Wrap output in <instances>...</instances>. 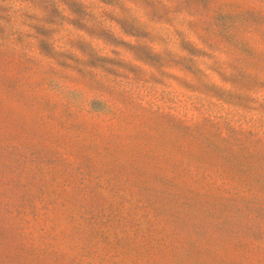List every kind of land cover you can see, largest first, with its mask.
<instances>
[{"label": "rangeland", "instance_id": "obj_1", "mask_svg": "<svg viewBox=\"0 0 264 264\" xmlns=\"http://www.w3.org/2000/svg\"><path fill=\"white\" fill-rule=\"evenodd\" d=\"M63 2L80 55L0 48V264H264V0Z\"/></svg>", "mask_w": 264, "mask_h": 264}, {"label": "clouds", "instance_id": "obj_2", "mask_svg": "<svg viewBox=\"0 0 264 264\" xmlns=\"http://www.w3.org/2000/svg\"><path fill=\"white\" fill-rule=\"evenodd\" d=\"M57 10L66 18L62 25L49 24L44 18L48 14L44 8H42L37 0H0V28H3V35L0 36V48L14 49L19 52L21 49L28 51V55L34 56L37 59L47 64V61L42 56L34 55L32 49L36 47V28L35 25L46 28H58L59 30L54 33L53 44L56 50L72 51L77 55H80L79 51L72 48L67 39L70 35H85L86 34L70 23V20L74 19L70 8L63 2V0H56ZM163 3L173 8V0H163ZM83 4L89 10L93 11L98 17L102 18L104 11H113L111 7H106L102 0H83ZM119 15V9L114 10ZM136 14L141 19H145V12L141 8L135 9ZM188 14L185 12L176 13L178 20L185 19ZM106 24H111L109 20L105 21ZM23 35V41H18V36ZM88 37L86 36V39ZM189 38L194 39L191 33ZM26 45H30V48H25ZM103 55V53H101ZM55 67V65H52ZM100 76V74H99ZM99 78V77H98ZM65 91L80 92V102L82 105H90L91 99L98 98L89 96L87 92H84L80 88L67 87L65 81H61Z\"/></svg>", "mask_w": 264, "mask_h": 264}]
</instances>
